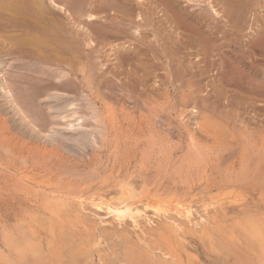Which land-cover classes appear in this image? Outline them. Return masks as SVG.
Listing matches in <instances>:
<instances>
[{"label": "rangeland", "instance_id": "rangeland-1", "mask_svg": "<svg viewBox=\"0 0 264 264\" xmlns=\"http://www.w3.org/2000/svg\"><path fill=\"white\" fill-rule=\"evenodd\" d=\"M237 1L42 0L61 25L51 40L71 39L62 52L18 41L38 17L0 6V264L24 236L43 251L77 241L90 264H123L120 241L139 236L184 264H264V0ZM129 174L148 199L196 203L192 228L86 204Z\"/></svg>", "mask_w": 264, "mask_h": 264}, {"label": "bare ground", "instance_id": "bare-ground-1", "mask_svg": "<svg viewBox=\"0 0 264 264\" xmlns=\"http://www.w3.org/2000/svg\"><path fill=\"white\" fill-rule=\"evenodd\" d=\"M228 2H230V4H231V6H233L235 9H236V11H238V9L240 8V1H237V0H235V1H233V0H227ZM64 3V2H63ZM43 5H46L45 3H43ZM43 5H42V0H1L0 1V6L1 7H3V8H5V9H7V10H10V11H12L13 13H25L27 16L29 15L30 17L32 16H34L35 18L36 17H38V18H40L39 20H38V18H36V20L37 21H39V23L37 22V21H34V22H36L35 24H38V25H36V27L34 28V30L36 31V34L35 35H32L31 33H33V32H35L34 30H33V32H30L29 33V31H31L33 28H29L28 26H27V23H26V26H23V29H25L26 31H28L27 33H26V35L24 36V37H22L20 40H18V41H21L22 43H29V44H31V45H33L34 47H36L37 49H43V50H45V49H57V50H60L61 52L64 50V48H68L69 49V47L67 46L66 47V41L68 40V42H69V40H71V39H68V38H66V37H64V38H66V41H63L64 40V38L63 37H61L60 39L62 40H58V36L56 37V39L54 38V36H53V40H55V41H52L51 40V38H52V36L51 35H54L53 33H55V32H57L58 31V33L60 34V32L62 31L61 29H59V27L61 26H58L59 24L57 23V22H55V21H53L52 22V20H54L53 19V17H51V16H48V18H50V20L47 18V16H46V14L45 13H47V11L48 10H51V9H44V8H46V6L45 7H43ZM58 5V4H57ZM58 7V6H57ZM59 7H60V4H59ZM242 7V6H241ZM62 9V8H61ZM45 10H47L46 12H45ZM54 12V11H53ZM239 12V11H238ZM52 14H54V13H52ZM234 14H236V13H234ZM26 16V17H27ZM54 16V15H53ZM237 16V15H236ZM89 17H91V14H89ZM23 18V17H22ZM35 18H33V20H35ZM24 19H25V17H24ZM26 19H28V17L26 18ZM30 20H32L31 18H29ZM30 20L28 21L27 20V22H30ZM33 20H32V22H33ZM56 20V19H55ZM21 21H19V23H20ZM25 21H23V23H24ZM33 22V23H34ZM55 22V23H54ZM17 23V22H16ZM58 25H57V24ZM33 26H35V25H33ZM61 30V31H60ZM63 33V32H62ZM61 33V34H62ZM58 34V35H59ZM57 35V33L55 34V36ZM18 39H19V36H18ZM16 40V39H15ZM58 40V41H57ZM62 42H64V44H65V46H63L64 44L62 43ZM56 43H58V45L56 44ZM63 44V45H62ZM72 45H73V43H71ZM70 44V45H71ZM78 44V43H77ZM69 45V46H70ZM71 45V46H72ZM76 44H74V46H75ZM29 46V45H28ZM77 46V45H76ZM32 47V46H31ZM73 47V46H72ZM30 48V47H29ZM71 48V47H70ZM74 48V47H73ZM76 48L77 47H75V51H77L76 50ZM32 49V48H31ZM72 49V48H71ZM78 49V48H77ZM36 50V49H35ZM66 50V49H65ZM37 52H42V51H38V50H36ZM46 51H48V50H46ZM53 51H55V50H53ZM70 51V50H69ZM72 51H74V50H72ZM49 52H52V51H50L49 50ZM57 52V51H56ZM56 52H55V54H56ZM71 52V51H70ZM69 52V53H70ZM45 53V52H44ZM65 53L67 54V50L65 51ZM72 53V52H71ZM39 54V53H38ZM42 54V53H41ZM58 54V53H57ZM43 55H45V54H43ZM52 57H54L53 56V52H52ZM41 56V55H40ZM56 56H58V55H56ZM60 56V55H59ZM45 57H46V55H45ZM49 58H51L50 56H49ZM48 57H47V59H49ZM36 59V58H35ZM40 60H41V58H39ZM43 59V58H42ZM50 60V59H49ZM38 62H42V61H44V60H42V61H39V60H37ZM37 62V63H38ZM46 62H48V61H46ZM43 63V62H42ZM52 63V62H51ZM44 64H45V62H44ZM48 64H50V61H49V63ZM5 87V86H4ZM6 88V87H5ZM2 89V88H1ZM3 91V90H2ZM4 91H6V90H4ZM70 124V123H69ZM128 174V173H127ZM130 174H132V173H130ZM128 175L129 177H127V178H125V176H124V178L123 179H121V180H116V182H113V184L114 183H116V194H115V196L113 197V195L111 196V195H109V196H111V197H108V198H106L105 196V198H103L102 197V195H101V197H100V195H98L97 196V198H93L94 197V195H95V192H94V195H93V197L91 198L90 196H89V199H88V201H87V198H86V204H90V205H92V206H95V207H97L98 208V210H99V208H100V210L102 209H105V210H107L109 213H111V217H113V220H115L116 221V223H118V224H121L123 221H124V219L125 218H130L131 219V224L133 223V221L134 222H136L135 220H137L136 218L138 217L139 218V216H141V215H143V214H145V212L147 211V210H150L151 212H152V214L153 215H157V216H161V217H166L168 214H170V213H173V214H176L175 216H177L178 215V217L180 218H182V220H180V221H186V223H187V225H188V222L187 221H189V219H190V216H191V214H192V207L193 206H191L192 204H194V206H195V204L196 203H192L191 205H190V202L189 201H186V202H188V203H186L185 201H176V199H160V197L158 198L157 196H156V198H153V196H150L151 198H153V199H148L149 197H147L146 195H148V194H150V193H148V194H146L147 192L145 191L146 189H143L142 188V186H141V184H144V182L143 181H141V182H143V183H141L140 182V179H139V181L138 182H140L141 184H138L137 183V186L133 183V182H135V181H132L131 179V175ZM132 176L134 177L135 175H133L132 174ZM135 178V177H134ZM133 178V179H134ZM138 179V178H137ZM111 185V188H114V187H112V186H114V185ZM138 185H140L139 187H138ZM142 189H141V188ZM109 188V187H108ZM146 192V193H143L144 191ZM148 191V190H147ZM150 191V190H149ZM103 192V191H102ZM143 193V194H142ZM110 194V193H109ZM146 194V195H145ZM142 195H145L146 197H147V200L146 201H143L142 199H144V198H146V197H143ZM191 195V194H190ZM77 197V196H76ZM82 197V196H81ZM86 197V196H85ZM88 197V196H87ZM143 197V198H142ZM190 197V196H189ZM75 198V197H74ZM80 197H78V199H79ZM141 198V199H140ZM81 199V198H80ZM79 199V200H80ZM83 199V198H82ZM81 199V200H82ZM201 199H203V198H201ZM214 199H215V197H214ZM64 200V199H63ZM68 200V199H67ZM73 201H75V199H72ZM84 200V199H83ZM188 200V199H187ZM204 200V199H203ZM216 200V199H215ZM70 201V200H69ZM73 201H71V202H73ZM77 201V200H76ZM85 201V200H84ZM84 201H79V202H77L78 203V205L79 206H84V205H82L83 203H84ZM207 201V200H206ZM205 201V202H206ZM213 198L211 197V198H209L208 199V201L207 202H211V203H209V204H212L213 202ZM196 202V201H195ZM203 202V201H202ZM206 202V203H207ZM137 203H141L142 204V206L141 207H139L138 205H137ZM199 203V202H198ZM65 204H66V202H65ZM69 204H70V202H69ZM200 204V203H199ZM214 204V203H213ZM212 204V205H213ZM62 205V204H61ZM60 205V206H61ZM199 206V205H198ZM201 206V205H200ZM206 206V205H205ZM62 208H63V205L61 206ZM61 207H59L60 209H61ZM78 207V206H77ZM217 207V206H216ZM57 208H58V206H57ZM56 208V209H57ZM64 208H65V206H64ZM63 208V209H64ZM84 208V207H83ZM195 208V207H194ZM202 208V207H201ZM218 208H220L219 206H218ZM224 208V207H223ZM54 208H52V210H53ZM87 209V208H86ZM212 209L214 210H216V208H214V207H212ZM211 209V210H212ZM67 210V209H66ZM75 211H73V212H78V211H82L81 210V208L77 211V209H74ZM83 210H85V209H83ZM195 210V209H194ZM198 210V209H197ZM210 210V209H209ZM219 210V209H218ZM54 211V210H53ZM57 211V210H56ZM58 211H59V209H58ZM69 211H70V209H69ZM88 211V209L85 211V212H87ZM107 211H105V213L107 212ZM48 212H50V211H48ZM55 212V211H54ZM53 212V213H54ZM89 212V211H88ZM150 212V213H151ZM195 212V211H194ZM215 212V211H214ZM50 213H52V212H50ZM52 213V214H53ZM93 213V212H92ZM196 213V212H195ZM198 213V212H197ZM225 213V212H224ZM55 214H57V213H55ZM68 214V213H67ZM71 214V213H70ZM95 214H96V212H95ZM94 214V215H95ZM219 214V213H218ZM221 214V213H220ZM80 215H81V213H80ZM92 215V214H91ZM99 215H101L102 216V214H99ZM104 215V214H103ZM106 215H110V214H106ZM216 215V214H215ZM260 215V214H259ZM259 215H257L258 217H259ZM60 215L58 214V217H59ZM63 216V215H62ZM73 216V215H72ZM71 216V217H72ZM83 216V215H82ZM105 216V215H104ZM172 216V215H171ZM199 216V215H198ZM204 216V215H203ZM220 216V215H219ZM263 216V215H262ZM56 216L54 215V218H55ZM70 217V216H69ZM74 217L76 218V215H74ZM93 217V216H92ZM107 217V216H106ZM144 217V216H143ZM147 217H149V214H148V216ZM154 217H156V216H154ZM174 217V216H173ZM192 217V216H191ZM68 218V217H67ZM73 218V217H72ZM79 218H81V217H79ZM78 218V219H79ZM142 218V217H141ZM146 218V217H145ZM159 218V217H158ZM195 218V217H194ZM207 218V217H206ZM215 218V217H214ZM219 218H222V216L221 217H219ZM257 218V217H256ZM60 219H62V217H60ZM99 219V218H98ZM129 219V220H130ZM143 219V218H142ZM147 219V218H146ZM145 219V220H146ZM152 219V218H151ZM150 219V220H151ZM164 219V218H163ZM162 219V221H164ZM170 219H171V217H170ZM169 219V220H170ZM195 219H198V218H195ZM200 219V218H199ZM212 219V218H211ZM253 219V221L255 220L254 218H252ZM258 219V218H257ZM99 220H101V219H99ZM98 220V223L100 222ZM159 220V219H158ZM169 220H167V221H169ZM175 220V219H174ZM194 220V219H193ZM193 220H191L190 219V221L192 222ZM221 220V219H220ZM249 220V219H248ZM260 219H258V221H259ZM107 221V220H106ZM105 221V222H106ZM143 221V220H142ZM161 221V220H160ZM166 221V220H165ZM164 221V222H165ZM172 221V220H171ZM179 220H178V223L180 222ZM195 221V220H194ZM193 221V222H194ZM199 221V220H198ZM201 221V220H200ZM203 221H206V219L205 220H203ZM211 221H213V219L211 220ZM216 221V220H215ZM214 221V222H215ZM222 221V220H221ZM252 221V222H253ZM257 221V220H256ZM61 222V221H60ZM71 222V221H70ZM82 222H84V221H82ZM97 222V221H96ZM103 222V221H102ZM138 222V221H137ZM147 222H148V219H147ZM146 222V223H147ZM173 222V221H172ZM175 222H177V220L175 221ZM63 223V222H62ZM72 223H74V222H72ZM72 223H70V225L72 224ZM104 223V222H103ZM146 223L144 224V223H142V224H144L146 227H150V226H147L146 225ZM150 223H152V222H150ZM167 223V222H166ZM177 223V224H178ZM183 223V222H182ZM258 224L260 223V222H257ZM39 224V223H38ZM46 224V223H45ZM44 224V225H45ZM107 224V223H106ZM111 224V223H110ZM136 225H137V223H135ZM139 224H141V223H138V226H136V227H138L139 228ZM153 224V223H152ZM176 224V225H177ZM207 224V223H206ZM209 224V223H208ZM262 224H264V223H262V221H261V224L260 225H262ZM41 225H42V223H41ZM43 225V226H44ZM67 225V224H66ZM134 225V224H133ZM165 225V224H164ZM176 225L175 224H171L170 225V228H171V230L170 231H172L173 233H174V235L175 236H177V234H178V231H180V229H177V227H176ZM184 225V224H183ZM192 225V224H191ZM194 225H197V223L196 224H194ZM198 225H199V223H198ZM201 225V224H200ZM200 225H199V227H200ZM33 226V225H32ZM31 226V227H32ZM35 226V225H34ZM42 226V227H43ZM46 226H47V224H46ZM61 226V225H60ZM76 226V225H75ZM79 226V225H78ZM117 226H119V225H117ZM116 226V227H117ZM121 226V225H120ZM126 226V225H125ZM135 226V225H134ZM181 226V225H180ZM185 226V225H184ZM202 226H203V224H202ZM254 226V225H253ZM264 226V225H263ZM64 227V226H63ZM72 227V226H71ZM80 227V226H79ZM95 227V226H94ZM115 227V230L117 229ZM129 227H131L132 228V225L131 226H129ZM135 227V228H136ZM188 227H190V228H192V226H190V225H188ZM195 226H193V228H194ZM262 226H260V228H261ZM28 228V227H27ZM55 228H57V227H55ZM77 228V227H76ZM99 228V227H98ZM127 228H128V226H127ZM131 228H130V231L132 232V230H131ZM144 228V227H143ZM186 228V227H185ZM259 228V227H258ZM257 228V229H258ZM259 228V230H261ZM24 229V228H23ZM30 229V228H29ZM38 229H41L42 230V228H38ZM43 229H44V227H43ZM68 229V228H67ZM96 229V231H97V228H95ZM94 229V230H95ZM100 229V228H99ZM155 229H157V227L155 228ZM166 229H168V228H166ZM32 230H33V228H32ZM32 230H30V231H32ZM37 230V229H36ZM35 230V231H36ZM51 230V229H50ZM71 230V229H70ZM101 230V229H100ZM134 230V229H133ZM140 230V229H139ZM151 230V229H150ZM161 230H163V229H161ZM161 230H160V232H161ZM186 230V229H185ZM193 230V229H192ZM203 231H204V229H202ZM201 230V231H202ZM29 231V230H28ZM38 231V230H37ZM43 231V230H42ZM41 231V232H42ZM46 231V230H45ZM103 231V230H102ZM107 231V230H106ZM149 231V230H148ZM195 231V230H194ZM258 231V230H257ZM27 232V231H26ZM51 232H52V230H51ZM56 232V231H55ZM71 232V231H70ZM109 232V231H108ZM107 232V233H108ZM134 232V231H133ZM149 232H151V231H149ZM148 232V233H149ZM159 232V231H158ZM196 232V231H195ZM28 233V232H27ZM32 233V232H31ZM40 233V232H39ZM43 234H44V231L42 232ZM103 233H105V231L103 232ZM136 233V231L133 233V234H135ZM154 233V232H153ZM156 233V232H155ZM262 233H264V232H262ZM37 234V233H36ZM66 234V233H65ZM68 234V233H67ZM71 233H69L68 234V236H66V238L67 237H69L70 238V235ZM94 234V233H93ZM100 234V233H99ZM138 234V233H137ZM145 234V233H144ZM143 233H142V235H144ZM151 234V233H150ZM168 234V233H167ZM180 234V233H179ZM28 235V234H27ZM101 235H102V233H101ZM130 235V234H129ZM155 235V234H154ZM256 235V234H255ZM24 236V235H23ZM73 236V235H72ZM71 236V237H72ZM116 236V235H115ZM147 236V235H146ZM158 236V235H157ZM183 236V235H182ZM185 236V235H184ZM183 236V237H184ZM43 237V236H42ZM45 238H46V236H44ZM53 237V236H52ZM108 237H110V236H108ZM114 237V236H113ZM119 237V236H118ZM126 237H127V235H126ZM131 237V236H130ZM138 237V236H137ZM143 237H145V236H143ZM143 237H141L142 239H143ZM159 237V236H158ZM161 237V236H160ZM38 238V237H37ZM112 238V237H111ZM140 238V236H139V238H138V242L140 241L139 239H141ZM155 238H157V237H155ZM203 238V237H202ZM263 238H264V236H263ZM12 239V238H11ZM17 239V238H16ZM21 239H23V237L22 238H19V240H21ZM54 239V238H53ZM59 239V238H58ZM65 239V236H64V238H62V239H60V240H62V241H58L57 243H55V245H52V243H51V241L50 242H48L47 244H48V249L46 250V251H43V249H42V245H41V241L40 242H37V241H34V240H32V239H30V238H28L27 236H24V239L22 240V241H15L14 242V245L12 244V246L11 247H13V258L11 259V260H9V259H7L8 261H5V264H90L89 262H88V259L90 260V258H88L87 259V257H89V256H87L86 255V253H84L83 251H81L80 249H78L75 245H77V244H75L77 241L76 240H74V241H76L75 243H74V241L73 242H71V243H74V245L72 244H70L69 242L68 243H64V241L66 240H64ZM137 239V238H136ZM141 239V240H142ZM152 239V238H151ZM175 239V238H174ZM173 239V240H174ZM208 239V238H207ZM8 240V239H7ZM68 240V239H67ZM95 242L94 243H96V245L97 246H99L97 243H100V240H101V236H98L97 237V239L95 238ZM131 240V239H130ZM146 240V239H145ZM145 240H144V242H145ZM159 240V239H158ZM11 240H9V242H10ZM105 241V240H104ZM156 241V240H155ZM188 241V240H187ZM203 241H204V239H203ZM56 242V241H55ZM79 242V241H78ZM115 242V241H114ZM120 242H122V245H121V249H120V255H121V259H122V261H123V264H184V261H183V259L181 258V256H180V249L178 248V247H176L174 244H172L171 242L170 243H168V244H166L165 245V247L164 248H161V246H163V244L162 245H158L157 243H155V242H146V243H138V242H136V240H134V242H136V243H134L133 241H129L128 239H123L122 241H120ZM142 242V241H141ZM206 242V241H205ZM106 243V242H105ZM254 243V242H253ZM3 244H4V242H3ZM6 244V243H5ZM120 244V243H119ZM160 244V243H159ZM257 244V243H256ZM7 245H8V241H7ZM65 245V246H64ZM105 245V244H104ZM254 245H255V243H254ZM79 246V245H78ZM257 246H259V243H258V245ZM10 247V248H11ZM94 247V246H93ZM107 247V246H106ZM117 247V246H116ZM252 248H253V246H251ZM6 248H7V246H6ZM100 248V247H99ZM108 248V247H107ZM114 248V247H113ZM7 249H9V248H7ZM12 249V248H11ZM82 249H84V248H82ZM187 249V248H186ZM185 249V250H186ZM97 250H98V248H97ZM259 250V249H258ZM9 251V250H8ZM87 251V250H86ZM101 251V250H100ZM105 251V250H104ZM155 251H160V253L158 252V254H156V252ZM6 252V251H5ZM10 253H12L11 251H9ZM98 252V251H97ZM190 252V251H189ZM261 252V255H263V257H264V247L262 248V251H260ZM8 253V252H7ZM258 253V252H257ZM9 254V253H8ZM92 254V253H91ZM113 254V253H112ZM111 254V255H112ZM119 254V253H118ZM187 254V253H186ZM185 254V255H186ZM110 255V256H111ZM260 255V254H259ZM8 256V255H7ZM90 256H92V255H90ZM107 256V255H106ZM30 257H31V259H30ZM117 257V256H116ZM192 257H193V255H192ZM262 257V258H263ZM5 258V257H4ZM7 258V257H6ZM91 258H93V257H91ZM102 258V257H101ZM100 258V259H101ZM111 258V257H110ZM198 258V257H197ZM197 258H194V260L195 259H197ZM260 258V257H259ZM63 259H66V262H64V260ZM99 259V258H98ZM114 259V258H113ZM112 259V260H113ZM115 259H117V258H115ZM120 259V258H119ZM189 259V257L187 258V260ZM261 259V258H260ZM264 259V258H263ZM5 260V259H4ZM92 260V259H91ZM102 260H104V259H102ZM190 260H191V258H190ZM93 261V260H92ZM91 261V262H92ZM97 261V260H96ZM107 261V260H106ZM118 261V260H117ZM116 261V262H117ZM121 261V260H120ZM121 261V262H122ZM189 261V260H188ZM102 262V261H101ZM98 263V262H97ZM113 263V262H112ZM111 262H108L107 264H112ZM115 263V262H114ZM120 263V262H119ZM119 263H117V264H119ZM186 263H188V262H186ZM196 263H197V261H196ZM100 264V263H99ZM192 264H193V262H192Z\"/></svg>", "mask_w": 264, "mask_h": 264}]
</instances>
